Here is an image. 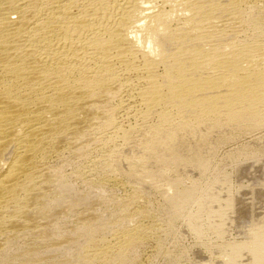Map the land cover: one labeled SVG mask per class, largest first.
<instances>
[{
    "label": "bare ground",
    "instance_id": "6f19581e",
    "mask_svg": "<svg viewBox=\"0 0 264 264\" xmlns=\"http://www.w3.org/2000/svg\"><path fill=\"white\" fill-rule=\"evenodd\" d=\"M261 128L264 0H0V264H125L153 231L129 227L127 207L104 226L94 206L120 179L180 189L165 195L169 223L196 202L188 231L222 242L191 264H264V151L234 164L235 188L229 161L199 198L179 181L209 167L214 139ZM89 157L99 181L81 193L61 166Z\"/></svg>",
    "mask_w": 264,
    "mask_h": 264
},
{
    "label": "rangeland",
    "instance_id": "374dc122",
    "mask_svg": "<svg viewBox=\"0 0 264 264\" xmlns=\"http://www.w3.org/2000/svg\"><path fill=\"white\" fill-rule=\"evenodd\" d=\"M258 139L259 141L261 140L263 142H259L256 144V140ZM262 143L264 144V128L258 129L256 131L255 130L251 131L250 129L243 134L238 133L232 138H228V139H222V138L214 139L211 142L213 151L211 153V160L209 163V167L206 168V170L203 173L199 172V175L195 180V182H193L192 179L181 177L179 179L181 186L183 187L185 185L189 187L191 183L192 184L195 183L197 185V192H198L196 198H199L211 184V181L213 180L214 175L217 172L216 169L224 161L227 162L229 161V163L223 168L224 174L229 175L232 178V188H235L236 184L234 182L235 175L233 169L234 164L238 160H244L245 159L244 157L247 155H251V154L255 156L259 155L260 151H264V146L261 145ZM91 159H93V157H89L86 159L82 158L80 160L79 159L73 160L72 161L74 162L73 165L69 161L70 163L65 162L61 166L62 173L63 174L65 172L67 173L64 174V176H66L67 178L66 180L69 181L68 180L69 178L71 180L69 181V183H72L78 192L81 193L88 192L89 191L88 187L90 188L92 187L89 181L92 180L93 183L96 180L99 181L97 173L94 172L93 170H92L93 173L91 171V167H90L91 165H89ZM81 164L82 166L84 165L83 168H86V171L89 172V173L86 172L83 181H81V179H75V177L72 176V171L74 170V168ZM87 165L89 166V169ZM68 166L70 168H68ZM169 167L173 168V166H169ZM185 169L190 171L193 170L194 167L186 165ZM91 176L94 177L93 178L94 180L92 179ZM97 181L95 183H97ZM152 183L153 184L148 183L146 187L138 190V188L135 187L136 185L128 183L124 179H120L118 180V182L117 181L114 182V184L113 182H110V185L108 184L109 187L108 185L107 187L105 186L103 187V191L100 192L101 200L99 199L98 200L99 203L97 202V204L94 206L96 213H98L103 218L102 220H104L103 222L104 226H106V224H108L109 226L112 225L118 226L121 224L124 225V218H122L123 212L121 210L127 207V212H129L128 216L131 215L134 216L132 219L133 221H130L131 223L128 222V224L130 223L129 224L130 226L127 224L129 227H135L137 225H140L143 227L147 226L146 228L150 227V229H152L153 234H151V230H150V232H148L147 235L148 237L145 238L146 240L144 239L143 240L144 242L142 241V243H140L130 251L131 255L126 259L125 264H191L193 256L198 253L204 257H209L213 259L215 257L217 258V256L219 257L220 255L218 249L222 241L215 238V236L209 233L208 231L204 233L203 238L198 239L194 236L192 232L190 233V231H188L187 229L188 218L196 211L197 208V205H195L196 202H194L193 199H190L188 202H185L183 205H181L175 217L171 219L172 222L169 223L166 218L168 216L169 210L167 209L168 208L166 204L167 200L165 202V195L166 194L171 195L173 193H176L180 189L177 190L174 189L173 191L170 192L166 191V187L163 185L165 183L161 179H156L155 182ZM133 192L135 193L134 195L137 196L138 198L136 197L137 200L131 203V201L128 199H130L129 196L133 194ZM126 200L128 202H126ZM137 206L139 207V210L140 209L146 210L147 214L145 217L139 214L138 212L139 210ZM80 210H82V208ZM134 212L136 213V215ZM118 213L119 214L122 213V215H118ZM118 217L119 218L121 217V219H119ZM119 220L120 223L118 222ZM204 220H205L204 216L199 220L202 225H205ZM75 222L76 221H74V217L61 218L59 223L55 227V233L59 235L66 234L70 229L73 228ZM106 230H107L105 231L106 233L109 232V228ZM229 238H228L229 241L239 240V237L236 235L235 232H232ZM25 240H22L20 243H18L21 246L20 250L24 249L23 247L28 249V246L30 247L29 249H31L32 244L35 245V243L31 242V240L29 239H25ZM22 242L23 243L26 242L29 244L25 243V246H23L24 244ZM85 245H86L85 240L79 239L76 244H72L70 247L75 254H78L81 248ZM14 247L15 248L11 247L12 249L10 248L8 252L10 256L13 255V257H16L22 251H19L20 247L18 245ZM38 250L40 254H42L44 248L40 247V249ZM37 259L36 262L26 263V264H53L50 261L48 262V261H42L39 258ZM14 263L15 262L11 261L8 264H14Z\"/></svg>",
    "mask_w": 264,
    "mask_h": 264
}]
</instances>
